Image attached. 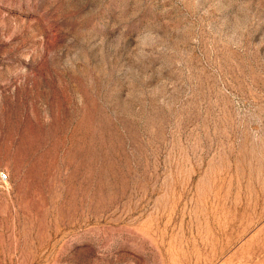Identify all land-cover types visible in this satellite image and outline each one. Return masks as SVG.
I'll use <instances>...</instances> for the list:
<instances>
[{"label": "rangeland", "instance_id": "374dc122", "mask_svg": "<svg viewBox=\"0 0 264 264\" xmlns=\"http://www.w3.org/2000/svg\"><path fill=\"white\" fill-rule=\"evenodd\" d=\"M0 264H264V0H0Z\"/></svg>", "mask_w": 264, "mask_h": 264}, {"label": "built area", "instance_id": "2783aa9c", "mask_svg": "<svg viewBox=\"0 0 264 264\" xmlns=\"http://www.w3.org/2000/svg\"><path fill=\"white\" fill-rule=\"evenodd\" d=\"M9 181V175L5 171H0V187L7 185Z\"/></svg>", "mask_w": 264, "mask_h": 264}]
</instances>
